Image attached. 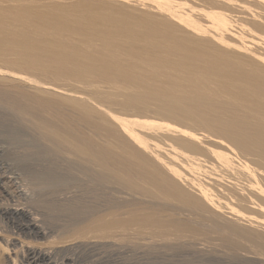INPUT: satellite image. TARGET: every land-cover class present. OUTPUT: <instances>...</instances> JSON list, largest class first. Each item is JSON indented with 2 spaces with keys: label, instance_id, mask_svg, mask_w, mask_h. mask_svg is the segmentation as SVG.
Instances as JSON below:
<instances>
[{
  "label": "bare ground",
  "instance_id": "bare-ground-1",
  "mask_svg": "<svg viewBox=\"0 0 264 264\" xmlns=\"http://www.w3.org/2000/svg\"><path fill=\"white\" fill-rule=\"evenodd\" d=\"M62 1L69 5L36 9V4L31 7L16 1L11 5L14 7L0 13V61L18 73L0 67L1 106L3 103L20 117L31 118L30 127L46 145L82 164L99 184L119 188L145 201L148 207L188 213L184 224L180 219L150 223L152 216L148 220L144 216L141 220L154 226L151 230L155 233L171 225L177 228L170 229L174 233L186 228L189 236L190 231L191 236L197 231L201 235L209 232L206 236L214 234L228 250L242 251L264 262V50L262 46H256L262 52L250 47L253 39L264 40V0ZM223 13L231 14L242 27L250 28L245 30L253 29L250 34L256 31L261 38L252 37L251 44L245 45L247 31L240 33L239 28L236 33L229 22L236 19L227 16V21ZM19 70L37 74L31 79L41 82L28 79L31 73L28 78V73H22L23 77ZM15 80L32 83L34 90L29 93L25 85H13ZM109 106H117L125 114L116 110L120 116L115 115ZM121 113L143 118L154 113L174 125L151 121L153 116L147 117L150 120L134 119V114H129L133 119L127 118L129 115L124 118ZM188 124L210 133L220 150L213 149L215 143L213 147L210 143L201 146L205 134L187 130ZM163 130L174 136L163 137L170 143L167 141V148L161 150L164 146L153 141L161 140L157 132ZM207 151L217 165L205 154L211 163L207 165L203 155ZM194 169L198 170L196 175ZM4 184L0 194L14 202ZM13 207L15 214L26 213ZM143 213H139L141 217ZM99 217L92 222L108 229L102 231L104 239L115 240L117 236L109 231L117 226H137L133 225L137 221L131 220L132 227L122 223L119 227L120 222L128 221L119 220L122 216H116L120 222ZM33 219L27 223L29 231L33 230L30 237L48 238ZM145 222H139V227L146 226ZM18 229L26 231L24 227ZM182 229L180 236L188 237ZM150 232L153 237L154 232ZM165 232L162 236L157 232L158 237L167 236ZM179 234L176 236L180 238ZM169 236L161 240L167 242ZM0 242L4 254L7 251L5 256L0 253V264H11L14 258L28 259L30 264L36 256L49 260L52 255L49 247L43 251L12 236H0Z\"/></svg>",
  "mask_w": 264,
  "mask_h": 264
},
{
  "label": "rangeland",
  "instance_id": "rangeland-1",
  "mask_svg": "<svg viewBox=\"0 0 264 264\" xmlns=\"http://www.w3.org/2000/svg\"><path fill=\"white\" fill-rule=\"evenodd\" d=\"M16 1L19 2L20 0H11V2L10 0H6V1L1 0L0 1V13L3 14L4 12L2 11L3 9L14 7L15 6L14 3ZM20 2L31 5V7L32 5L36 4L34 6L36 7V9L42 8L45 6L51 7V6L64 5V4H66V6L69 5V2L67 1L61 2V0H58V1L57 0H45V1L44 0H21ZM12 3L14 4V6H11ZM45 3H47L48 6ZM59 3H62V4H59ZM17 4L18 3H16V5ZM223 14L225 18L227 16L233 17L231 14H227V13H226L227 15L225 13ZM229 20H231L229 22H231L232 26L237 30V31L235 30L234 31L238 34L239 32L241 33V31H243L242 33L244 34V32L247 31L245 29H250L247 27L244 28L247 25H243L242 27V24H240V22L237 21V19L236 21L233 19V23H232V19H229ZM238 24H240V27ZM242 28L243 30H241ZM238 29H239V32H238ZM252 32H254L253 29L248 30L247 31L248 34L246 33L247 35H249L250 39L252 37L256 38V40H259L261 38V36L256 35V31L253 34H250ZM254 34L256 36H254ZM247 37L248 36H246V38ZM249 37L247 41L244 42V44L247 42V44L249 43L250 45L251 41L254 40L252 43L254 44L255 48H253V44H251L250 47L252 46L251 48L254 51L259 50L262 52V50H264V45H263L264 43L262 44H259V43H261L264 40L261 38L259 42H256L255 39L253 38H252L253 40L252 39L249 40ZM246 38L244 40H246ZM248 40L250 42H248ZM256 46L259 48L260 46H262L263 49L261 48L262 49L261 50L259 48H256ZM3 64L5 63H2V61H0L1 70L4 69L3 71L6 70V72H9V73L12 72L14 74L17 73L16 69H15L16 73L13 72L14 70L12 71L11 68L13 67L11 68L9 66L6 67L7 65L5 64V66H3ZM20 72H21L20 75H22V73H26V74L28 73L26 75L27 78L29 77V74L31 73V72H26V71L24 72L20 71ZM33 74L35 73H31L30 78L28 79L33 78L32 76ZM36 75L37 74H35V76ZM35 80H32V81H35ZM40 80L41 79H38L36 80V82L37 81L41 82ZM15 82H17V80H15ZM15 82L14 83L12 82V84L19 85V83H21L20 85L22 84L23 86L25 85L24 88L29 93L30 91L34 90V85H32V83L28 81L27 82L25 81L26 83L20 82V81L19 83L18 82L15 83ZM6 84L11 85L10 83H7V82ZM49 84L55 85L53 83H49ZM58 85L63 86V88L67 87L64 84H61V85L58 84ZM121 99L122 98H119L117 100L122 101ZM2 106L0 104V180H1L0 186H3V183H5L4 187H7L5 188L6 190L9 189L8 190L9 192L7 191L9 195L11 193L14 196L15 201H14V198L12 200L15 203L9 199L7 200L8 197H6V200H4L5 196H2L3 194H0V199L2 198V200H0V207L3 206L2 208H0L1 209L0 228L3 227L2 228L3 231L2 229H0V232H1L0 236L1 237L4 236V238H7L8 236H10L11 238L12 236L13 238L18 239L20 242H31L32 245L35 244V247H38V248L40 247L41 250L43 251L48 250L47 247L50 248V251L48 252H51L52 250L51 254L53 256L50 255L49 260H41L39 257L36 256L38 261L36 260V258L33 260H29L30 264H33V263L34 264H48V262L51 264L52 263L57 264V262L58 264H62V262L63 264H264V262H262L261 260L249 256L250 254L246 255L242 251L232 252L228 250L225 246H223L220 243V241H218L213 236L214 234L213 235L210 234L212 236L210 235L206 236V234L208 235L209 232L208 233L205 232L206 234L203 232L204 234L202 233L201 235V233L197 231V232H194L195 235L191 236L192 232L190 231V236H189V233H187V230L186 228H184V226H182L184 230L180 228L182 229L181 233L182 234L187 233L186 235H188V237L186 236L184 237V235L183 237L180 236L181 234H179L180 233V229H179L177 230L178 232L177 231L176 232L179 234L180 238L176 236L177 235L176 232L174 233L175 231L174 229H177L176 227L174 229H173L174 226L172 225L164 227L162 232H165L164 230L170 227L168 231L166 230L165 233L167 234V236H169L168 234H170L171 232L169 236L171 237L170 238L171 240H168L169 242L168 241L163 242L161 238L165 241V239H167L165 237L167 236H165L164 238L158 237L160 235L158 233H161V236H162V232L156 229V233H155L154 231L151 230L153 229L152 227L154 226L151 225L152 226L151 227L149 224H147L148 222L146 223L145 221L148 220L150 216H152L148 220L150 221V223L157 219L159 220L161 219L174 220L175 219L174 221H178L177 219H180L181 220V221L179 220L180 222L183 221L181 224H184L183 219H185L186 216H188L187 212H184L177 208H171L170 210L172 212H170L168 210L161 209L160 206L154 207V206L149 205L150 208L152 207L150 209L147 206L148 204H146L145 201L139 200L136 196H132V195L130 196L128 193L123 192V190H120L119 188H115V187L113 188V187H108V186L99 184L96 180L94 181L93 180L94 178L85 171L84 167H82V164L80 165L79 162L71 158L55 153L51 147L46 145V143H44L39 138V136L36 134L37 132L33 129V127L32 126L30 127V123L32 122L30 121L32 120L31 118L30 119L26 118L28 119L26 120L23 117H20L15 112L13 113L11 110L9 111L8 108L3 103H2ZM109 107L111 109L114 108L112 109L114 110V112L116 110H119L120 112H122L117 106H109ZM114 112L113 114L116 113ZM122 113L125 114L124 112ZM122 113H121V117H124V118L127 117V115L129 114H134V113H126V115H123ZM17 115H18V118H17ZM115 115L120 116V114L118 113H116ZM156 115L157 114L149 113L147 117L153 116L152 118L150 117L151 121L152 120L162 121V122L166 121L167 123L174 125L172 121H167L166 119H164V117H161L158 115L156 116ZM37 116L39 117V115ZM133 117L132 115L131 116L129 115V117L127 118L133 119ZM147 117L143 118V117L135 116L134 119L148 120L149 118ZM20 118H22L23 121ZM162 118L164 120H162ZM28 121L30 122L28 123ZM175 125H179V124L175 123ZM189 127L191 126H189L188 124L187 130L192 129L191 132L195 130L196 134H197V131H199L200 133H203L202 132L203 130L200 131L201 129L199 128H197L199 129L197 130L195 127L193 128V126L191 128ZM160 133L162 135H159ZM157 134H158V137L161 138V140L158 138L159 139L158 142L156 140H154L153 142H155V144H157L160 147L164 146V147H161V150L163 148H167L166 143L168 140L167 141L164 140L163 137L168 136L169 134H170L169 137H172L173 134L166 132L165 130L159 131L157 132ZM203 134H199V135L201 136L203 135L202 136L203 138L201 137V140L203 139L202 141H205V142L201 141L203 144L199 142V145L201 144V146H203V145H206V143L207 144L210 143L209 145L212 146L213 143H215L214 147L212 146L213 149L215 148L217 150H220L217 147L218 145L217 141L214 140L213 137L209 135L210 133L208 132L206 133L204 131ZM204 136L206 137V139L204 138ZM160 141L163 143V145L160 144L161 143ZM168 142L170 143V141ZM201 148H204V147H201ZM205 154H207V156L209 157L211 156V158H209V161L212 162V164L217 165L216 158L212 154H210V152L207 151L203 155ZM207 156L205 157L206 159L205 158L204 159L208 161ZM209 161L207 162V165L209 164L210 166L211 163ZM194 170H196L197 172ZM194 170L192 173L196 175V173H198V170L197 169H194ZM21 194H24V195H21ZM7 204L9 205V207ZM14 204H16V206ZM5 205L7 206L5 207ZM12 207L14 209H23L24 211H26L27 214L23 213V215L25 216H23L20 213H19L20 215H18V213L15 214L12 212L13 211ZM24 207L26 210L24 209ZM158 207L161 210H159ZM147 209H150L155 212H152ZM4 210H6L5 211L6 214L3 213ZM145 210L149 211L151 214L147 213ZM138 211H140L139 213H141V211L145 212L142 214L143 217H141V214H139ZM161 211H163L164 214L167 212V214L164 216L163 212ZM115 212H118V213H115ZM125 212H128L126 213V216L128 214V217L125 216ZM131 212H133V215H130V216H133L132 218L136 217L135 214L137 212L136 214L137 217L138 216L141 217V218L138 217L140 218L139 222L141 223L145 222L147 224L146 225L147 228L145 224L143 223L144 225L141 224V228H142L141 229L139 227L140 225H138L139 223L138 218L136 217V220H134L129 216ZM106 213H107V219L109 217L110 220L119 221V220L128 218V221H130V223H127L128 222L127 220H126L127 222L119 221L120 222L119 227L122 225L130 224L131 227L133 225H137L140 228V229H137L139 231L140 230L143 231L146 229L147 230L143 232L141 231L139 232L136 230L137 226L136 227L134 226L133 228H130L128 226V228L130 229L128 231L127 226L126 227L122 226L120 227V229L117 226L115 229L113 228L114 230L109 231L110 233L114 232L112 234L115 237L117 236L116 238L114 237L115 240L101 238V236H103L102 231L108 232V229L102 230L101 228L97 227L99 226L98 223L94 224V222L92 221L93 219L95 221V219L98 218L99 216H101L99 218H102V219L105 218L104 219L105 221H110L109 219L108 220L106 219ZM146 213L150 215L148 216ZM154 213L156 214L160 213V214H158L159 216L157 215L156 217H154L156 215ZM28 214L30 216H28ZM112 214H114L115 217H113ZM170 214H172V217H174L173 219L170 217L171 216ZM103 215H105V217ZM167 215L169 216V218H165ZM116 216L117 218H119L120 216L125 217V218L120 217L118 220ZM144 216H146L145 217L146 220H141L142 218H144ZM32 218H34L33 220H35L36 225H38L42 229L43 232L47 233L48 238H44V239L38 238L37 239L33 236L35 238L34 239L32 236L30 237L29 233L32 234L33 230L31 229L29 231L30 228H29V224L27 223L28 222L30 223ZM131 220H133L134 222L137 221V223L133 224V221ZM25 224L26 226H24ZM14 225L15 226L17 225V226L15 227ZM18 227H24L26 231H21L18 229ZM171 228L174 231L170 230ZM116 229L117 230L119 229L122 232L119 230L117 231ZM122 229L126 230V232L123 231ZM149 229L151 230V232L149 231ZM153 230H155V227ZM149 232L150 234L154 232V236L155 234H157L156 237L154 236L151 237L149 235ZM198 233L201 236H197ZM172 234L173 235L176 234L175 237L171 236ZM203 235L206 236V238ZM69 240H71L70 244L69 242H67ZM72 240L74 242H72ZM65 241L67 243H63L62 247H59L61 243ZM65 244H67V246L70 249L69 248L66 249L67 246ZM0 246L3 247L1 242H0ZM1 247H0V250H3L4 248L2 249ZM243 247L244 249L247 250V252L249 253L252 252V249L250 248L251 250H249L248 249L249 247H247V245H244ZM1 252L3 255L5 251L3 250V251H0V253ZM5 255H7V251H6V254H4V256ZM17 259L18 258L16 259L14 258L13 260H10L9 263H11L12 261L13 262L11 264H15L14 263L15 261L18 262L16 264H20V261H22L23 264L29 263L28 259H25V260H21V259L17 260Z\"/></svg>",
  "mask_w": 264,
  "mask_h": 264
}]
</instances>
